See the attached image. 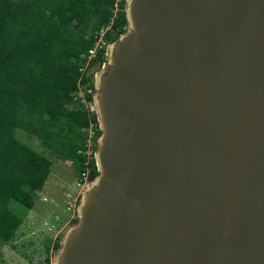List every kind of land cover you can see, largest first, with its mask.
<instances>
[{"label": "water", "instance_id": "1", "mask_svg": "<svg viewBox=\"0 0 264 264\" xmlns=\"http://www.w3.org/2000/svg\"><path fill=\"white\" fill-rule=\"evenodd\" d=\"M93 79L97 174L51 264H264V0H124Z\"/></svg>", "mask_w": 264, "mask_h": 264}, {"label": "trees", "instance_id": "2", "mask_svg": "<svg viewBox=\"0 0 264 264\" xmlns=\"http://www.w3.org/2000/svg\"><path fill=\"white\" fill-rule=\"evenodd\" d=\"M113 9L114 0H0V245L14 239L25 216L11 202L25 211L34 206L52 159L70 162L79 182L83 174L86 180L97 174L100 130L78 89L88 83L86 100L92 101L94 71L105 61L107 44L126 29L124 0ZM107 26L104 45L84 67V54ZM18 128L49 156L20 140ZM59 240L46 245L40 264H50Z\"/></svg>", "mask_w": 264, "mask_h": 264}, {"label": "rangeland", "instance_id": "3", "mask_svg": "<svg viewBox=\"0 0 264 264\" xmlns=\"http://www.w3.org/2000/svg\"><path fill=\"white\" fill-rule=\"evenodd\" d=\"M98 70L95 69L94 75ZM86 106L93 107L92 101ZM16 136L49 156L48 150L35 136H29L20 128ZM52 162L50 174L43 188L35 194L34 206L30 210L25 211L20 203L11 202L12 210L25 216L14 239L0 245V264H40L46 255V245L52 247L55 239L61 238L65 228L76 218L79 194L87 180H77L70 162L62 159H52ZM48 183L52 187L47 188ZM72 183H79L73 193Z\"/></svg>", "mask_w": 264, "mask_h": 264}, {"label": "built area", "instance_id": "4", "mask_svg": "<svg viewBox=\"0 0 264 264\" xmlns=\"http://www.w3.org/2000/svg\"><path fill=\"white\" fill-rule=\"evenodd\" d=\"M120 1L121 0H114V9H113L114 13L117 11ZM106 28H108V26L101 29L99 34L96 36V40H95L94 45L90 49H88L87 53L84 54V56H83V57H85L84 67L88 64L89 60L92 59L96 55L98 48H100L101 46L104 45L103 34H104V31L106 30ZM87 86H88V83H86L84 85H80L79 89H78V97L80 98V101L84 105L91 102V101L86 100V95L91 92V88H89ZM89 109L93 110V107H90ZM89 145H90V143H89ZM88 153H90V150H88ZM84 180H86L85 174H83V181ZM78 185H79V183H78Z\"/></svg>", "mask_w": 264, "mask_h": 264}, {"label": "crops", "instance_id": "5", "mask_svg": "<svg viewBox=\"0 0 264 264\" xmlns=\"http://www.w3.org/2000/svg\"><path fill=\"white\" fill-rule=\"evenodd\" d=\"M77 186H78V183H76V184H75V183H74V184L72 183V188H73V189H71L72 193H73L74 189H75ZM50 187H52V185H49V183H48V184H47V188H50ZM42 188H43V187H42Z\"/></svg>", "mask_w": 264, "mask_h": 264}]
</instances>
